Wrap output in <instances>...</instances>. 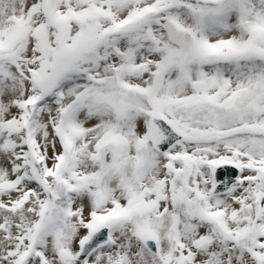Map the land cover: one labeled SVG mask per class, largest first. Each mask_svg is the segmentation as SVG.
<instances>
[{
  "label": "snow or ice",
  "instance_id": "1",
  "mask_svg": "<svg viewBox=\"0 0 264 264\" xmlns=\"http://www.w3.org/2000/svg\"><path fill=\"white\" fill-rule=\"evenodd\" d=\"M0 264H264V0H0Z\"/></svg>",
  "mask_w": 264,
  "mask_h": 264
}]
</instances>
